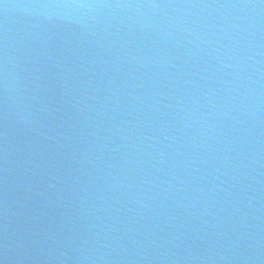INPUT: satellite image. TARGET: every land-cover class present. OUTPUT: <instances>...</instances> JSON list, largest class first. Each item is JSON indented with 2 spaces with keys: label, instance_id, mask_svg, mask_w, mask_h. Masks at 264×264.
Instances as JSON below:
<instances>
[{
  "label": "water",
  "instance_id": "95a60500",
  "mask_svg": "<svg viewBox=\"0 0 264 264\" xmlns=\"http://www.w3.org/2000/svg\"><path fill=\"white\" fill-rule=\"evenodd\" d=\"M0 264H264V0H0Z\"/></svg>",
  "mask_w": 264,
  "mask_h": 264
}]
</instances>
